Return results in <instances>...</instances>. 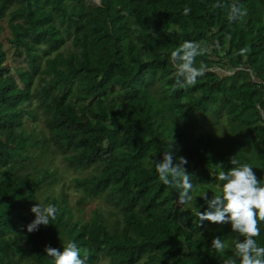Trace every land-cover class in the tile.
Instances as JSON below:
<instances>
[{
    "label": "trees",
    "instance_id": "16d2710c",
    "mask_svg": "<svg viewBox=\"0 0 264 264\" xmlns=\"http://www.w3.org/2000/svg\"><path fill=\"white\" fill-rule=\"evenodd\" d=\"M232 3L0 0L9 43L26 64L13 75L0 40V264H52L45 245L61 248L69 239L87 264H222L233 254L210 247L213 235L231 243L230 224H200L196 215L232 155L264 175V0H239L247 14L229 21ZM186 4L192 10L183 15ZM185 39L205 49L195 63L207 70L192 85L178 83L170 57ZM172 136L194 185L183 204L152 164ZM33 149H50L74 170H96L74 187L104 199L115 218L95 210L76 220L66 198L54 197L47 202L55 217L29 232L39 192L56 181ZM259 227L264 244V221Z\"/></svg>",
    "mask_w": 264,
    "mask_h": 264
},
{
    "label": "clouds",
    "instance_id": "9594fccd",
    "mask_svg": "<svg viewBox=\"0 0 264 264\" xmlns=\"http://www.w3.org/2000/svg\"><path fill=\"white\" fill-rule=\"evenodd\" d=\"M100 4V3H99ZM216 6H220V0H216ZM191 6L186 4L182 8V14L191 12ZM247 14V9L242 7L239 0H233L227 19L239 20ZM157 33L153 31V35ZM205 51L200 43L195 40L185 39L171 50L176 70L178 83L192 85L198 77L207 70L201 62L195 63L196 58ZM241 52L245 49L241 48ZM183 77V79H180ZM162 159L152 161L159 180L179 189L178 199L181 204L192 201L194 185L190 174L184 165L187 160L183 156H177L173 147V136L167 142L162 151ZM228 167L221 162V169L216 173L218 190L214 195L207 191L201 197L207 207L196 212L199 223L205 220L216 224H230L231 232L235 233L231 243L222 235H213L210 247L218 253H225L232 249V255L225 256L222 264H264V244L257 237L261 234L260 221H264V175L258 178L254 166L248 161H240L232 155L228 160ZM31 211L35 213L34 219L27 224L29 232L38 230L41 224L48 225L50 219L56 214V205L34 204ZM242 237V238H241ZM81 246L76 240L69 239L61 248L45 245L44 252L51 259L52 264H87V257L81 255Z\"/></svg>",
    "mask_w": 264,
    "mask_h": 264
},
{
    "label": "rangeland",
    "instance_id": "374dc122",
    "mask_svg": "<svg viewBox=\"0 0 264 264\" xmlns=\"http://www.w3.org/2000/svg\"><path fill=\"white\" fill-rule=\"evenodd\" d=\"M95 4H99L98 0H90ZM155 27H163V23L161 19L154 18L151 22ZM0 25L2 26V30L0 32V40L4 45V50L8 54V59L5 63V66L9 67L12 70V74L16 76L15 69L18 66H25V62L22 58H19L15 54V49L9 43V38L11 37L10 30L8 28L7 19L0 20ZM214 59L219 61L222 60L221 57L212 56ZM216 70H219L217 68ZM229 74L233 73V71H227ZM22 86V84H21ZM28 129L31 130L35 123L31 122L30 119H27ZM227 122H222V127L224 129H229ZM38 129L44 128L43 119L40 117L37 120ZM31 154L37 156V163L43 169H49L50 172H54L56 174L55 182H47L44 184L43 189L39 192L37 200L35 204H39L41 206L47 205L48 198H63L65 197L67 200V204L72 211L73 218L80 221H87L93 215L94 211L98 210L99 212L107 215L110 219H114L115 216L110 212L114 211L102 198H86L84 197V193L80 190L75 189L74 187V179L81 176H88L90 174L96 173V170H74L68 167L67 163L62 159V157L57 153H51L50 149L46 154H43L40 150H31ZM181 207V206H180ZM210 228V226H209ZM96 264H107V259L101 258Z\"/></svg>",
    "mask_w": 264,
    "mask_h": 264
},
{
    "label": "water",
    "instance_id": "95a60500",
    "mask_svg": "<svg viewBox=\"0 0 264 264\" xmlns=\"http://www.w3.org/2000/svg\"><path fill=\"white\" fill-rule=\"evenodd\" d=\"M99 2H101V0H98Z\"/></svg>",
    "mask_w": 264,
    "mask_h": 264
}]
</instances>
